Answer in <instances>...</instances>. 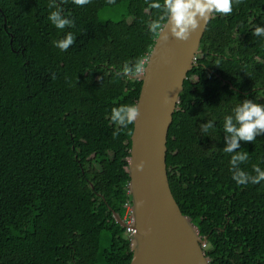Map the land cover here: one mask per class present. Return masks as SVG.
<instances>
[{"label": "trees", "instance_id": "obj_1", "mask_svg": "<svg viewBox=\"0 0 264 264\" xmlns=\"http://www.w3.org/2000/svg\"><path fill=\"white\" fill-rule=\"evenodd\" d=\"M53 0H0V264H129L127 159L133 124H113V107L137 102L141 81L118 77L146 60L156 38L149 0L63 3L75 28L47 20ZM59 5L61 0H56ZM264 0H240L214 15L201 38L166 142L171 193L208 236L210 264H264V182L238 185L222 151L225 114L240 100L264 103ZM71 31L61 52L52 41ZM53 76L55 78H53ZM216 120L205 136L200 125ZM119 135L114 136L113 133ZM264 168V135L241 142Z\"/></svg>", "mask_w": 264, "mask_h": 264}, {"label": "water", "instance_id": "obj_2", "mask_svg": "<svg viewBox=\"0 0 264 264\" xmlns=\"http://www.w3.org/2000/svg\"><path fill=\"white\" fill-rule=\"evenodd\" d=\"M209 20L183 41L172 37L166 28L168 40L156 38L145 63L149 65L147 74L131 77L140 80L141 87L136 102L139 116L133 124L127 159L128 221L113 212L115 221L129 231V264H210L204 252L208 236H201L182 214L171 193L166 166L173 113L179 109L187 73L197 65ZM141 161L144 168L138 172L135 165Z\"/></svg>", "mask_w": 264, "mask_h": 264}, {"label": "clouds", "instance_id": "obj_3", "mask_svg": "<svg viewBox=\"0 0 264 264\" xmlns=\"http://www.w3.org/2000/svg\"><path fill=\"white\" fill-rule=\"evenodd\" d=\"M67 0H61L58 5L56 0L49 4V8H54L49 12L47 20L58 30L66 28H75L76 22L71 14H65L63 3ZM71 4L83 8L91 3V0H70ZM108 4L115 3V0H106ZM153 9L157 10L159 15L150 20L146 27L148 32L159 41L168 40L165 33L167 28L172 37L178 40H187L191 33L196 31L201 23L205 24L214 15H230L233 13L234 4L240 3V0H149ZM252 36L264 39V25H255L252 29ZM76 42V36L71 32H66L63 38L52 41L53 47L61 52H67ZM149 66V65H148ZM148 66L144 59H137L135 62H125L116 72L118 77L131 78L138 75H146ZM53 78H55L53 76ZM139 116V106L135 104H124L113 107L110 119L113 124L121 126L122 129L128 128L134 124ZM200 131L209 136L216 131V120L209 119L200 125ZM222 131L224 134V147L222 151L231 154L230 172L232 180L238 185H253L264 182V168L258 164L253 165L252 172L255 175L246 173L241 167L249 160V153L240 151L241 142L253 143L257 137L264 135V103L256 102L253 99L245 98L240 100L230 109L229 114H225L222 122ZM119 135L118 132L113 133ZM264 162V161H262ZM136 170L142 171L144 162L136 163Z\"/></svg>", "mask_w": 264, "mask_h": 264}, {"label": "bare ground", "instance_id": "obj_4", "mask_svg": "<svg viewBox=\"0 0 264 264\" xmlns=\"http://www.w3.org/2000/svg\"><path fill=\"white\" fill-rule=\"evenodd\" d=\"M128 211L130 212V206H129V208H128ZM129 212H128V214H129ZM124 220V219H123ZM126 222L128 221V220H125ZM128 233H129V231H128ZM206 247V246H205ZM205 249V248H204Z\"/></svg>", "mask_w": 264, "mask_h": 264}, {"label": "built area", "instance_id": "obj_5", "mask_svg": "<svg viewBox=\"0 0 264 264\" xmlns=\"http://www.w3.org/2000/svg\"><path fill=\"white\" fill-rule=\"evenodd\" d=\"M128 216H129V214H128V212H127V213H126V218H125L126 220H128ZM127 232H128V231H127Z\"/></svg>", "mask_w": 264, "mask_h": 264}]
</instances>
